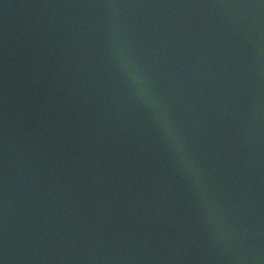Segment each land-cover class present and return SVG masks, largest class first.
Masks as SVG:
<instances>
[{"label":"water","instance_id":"water-1","mask_svg":"<svg viewBox=\"0 0 264 264\" xmlns=\"http://www.w3.org/2000/svg\"><path fill=\"white\" fill-rule=\"evenodd\" d=\"M0 264H264V0H0Z\"/></svg>","mask_w":264,"mask_h":264},{"label":"clouds","instance_id":"clouds-1","mask_svg":"<svg viewBox=\"0 0 264 264\" xmlns=\"http://www.w3.org/2000/svg\"><path fill=\"white\" fill-rule=\"evenodd\" d=\"M126 74L129 78V80L133 83V85L137 88L138 93L145 98L146 103H151L150 99L147 97V93L140 82L138 76L136 73L132 70H128L127 68L125 69Z\"/></svg>","mask_w":264,"mask_h":264}]
</instances>
